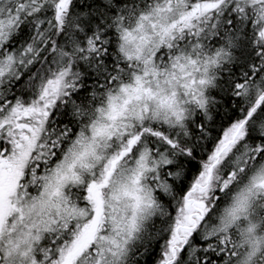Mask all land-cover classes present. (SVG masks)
Returning <instances> with one entry per match:
<instances>
[{
    "label": "snow or ice",
    "instance_id": "snow-or-ice-1",
    "mask_svg": "<svg viewBox=\"0 0 264 264\" xmlns=\"http://www.w3.org/2000/svg\"><path fill=\"white\" fill-rule=\"evenodd\" d=\"M0 264H264V0H0Z\"/></svg>",
    "mask_w": 264,
    "mask_h": 264
}]
</instances>
